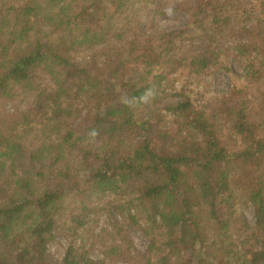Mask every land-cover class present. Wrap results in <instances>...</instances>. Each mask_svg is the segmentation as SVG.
Wrapping results in <instances>:
<instances>
[{"label":"trees","instance_id":"1","mask_svg":"<svg viewBox=\"0 0 264 264\" xmlns=\"http://www.w3.org/2000/svg\"><path fill=\"white\" fill-rule=\"evenodd\" d=\"M166 13L0 0V99H35L0 115V264L131 262L133 229L149 240L139 264H264V0H194L183 27L147 32ZM234 62L229 97L199 105L185 86L161 106L173 74Z\"/></svg>","mask_w":264,"mask_h":264},{"label":"rangeland","instance_id":"2","mask_svg":"<svg viewBox=\"0 0 264 264\" xmlns=\"http://www.w3.org/2000/svg\"><path fill=\"white\" fill-rule=\"evenodd\" d=\"M163 2L166 5L167 13L159 14L155 22H152L151 25L147 26V32L155 34L159 31H168L173 28L183 27L187 23L188 14L192 10V5H194V0H163ZM65 35L66 34H64L62 30H59L57 31L55 38L59 41H63ZM233 69L234 74H229L220 70H212L202 78L187 70L183 71L180 75L179 73L173 74V76H176L173 84L170 85L169 81L166 83L170 96L166 98L164 105L161 106L171 104L175 99L173 94L183 90V88L185 89V86L188 88L189 92L192 91V98L196 100L199 105H204L211 100L229 97L234 87L235 78H241L245 75V68L242 64L234 62ZM104 71L103 68L99 70L101 73ZM186 83H188L189 86H187ZM34 100L33 96H27L25 98L18 96L10 100L0 99V115L7 116L17 111L26 110L34 104ZM244 214L250 222L255 223L254 210L252 207L245 209ZM101 216V225L110 227L111 220H109L108 216L106 214ZM64 232L65 231L61 233L58 232L56 239L49 244L50 253L54 258L61 259L65 254L69 243V237ZM102 240L111 241V237L107 236ZM128 240L125 243V247L137 257L133 258L131 262L120 264H137V262L139 264L141 261H144V252L146 251L149 240L141 231L136 229H133L130 232ZM99 243L98 240L97 243H95L96 246H94V249L92 250V255L97 259L102 257V245Z\"/></svg>","mask_w":264,"mask_h":264}]
</instances>
